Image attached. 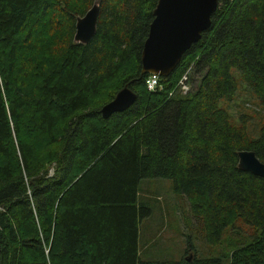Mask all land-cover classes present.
Returning <instances> with one entry per match:
<instances>
[{"label":"trees","instance_id":"16d2710c","mask_svg":"<svg viewBox=\"0 0 264 264\" xmlns=\"http://www.w3.org/2000/svg\"><path fill=\"white\" fill-rule=\"evenodd\" d=\"M95 1L0 0V264H264V179L236 167L239 151L264 165V120L254 138L227 109L237 78L264 111V0H217L153 92L139 55L156 0H97L95 33L75 44ZM187 69L198 83L181 95ZM124 86L134 102L103 119ZM144 179L171 182L208 246L252 235L221 256L139 261Z\"/></svg>","mask_w":264,"mask_h":264},{"label":"rangeland","instance_id":"374dc122","mask_svg":"<svg viewBox=\"0 0 264 264\" xmlns=\"http://www.w3.org/2000/svg\"><path fill=\"white\" fill-rule=\"evenodd\" d=\"M231 73L235 78L238 75L236 71ZM198 78V75L189 74L188 92L195 89ZM236 81L237 90L240 89L227 109L233 119L243 115L242 120L248 124V130L255 138L256 129L260 121L264 120V111L256 112L258 107L249 92L244 89V84L237 78ZM136 204L148 211V215L138 223L139 261H189L205 256H221L226 253L225 248L231 251L236 247L242 236L249 239L252 235L247 228L240 226L238 230L233 229L234 232H225L218 245L208 246L198 232L199 226L192 218L185 198L172 192V184L169 180H140L137 186Z\"/></svg>","mask_w":264,"mask_h":264},{"label":"water","instance_id":"95a60500","mask_svg":"<svg viewBox=\"0 0 264 264\" xmlns=\"http://www.w3.org/2000/svg\"><path fill=\"white\" fill-rule=\"evenodd\" d=\"M217 0H156L152 20L139 55L140 75L167 77L177 66L183 53L196 43L210 25ZM98 15V1L74 19L72 41L85 45L93 37ZM135 100L126 86L99 110L103 119L124 111ZM237 169L264 179V165L251 151H239Z\"/></svg>","mask_w":264,"mask_h":264},{"label":"built area","instance_id":"2783aa9c","mask_svg":"<svg viewBox=\"0 0 264 264\" xmlns=\"http://www.w3.org/2000/svg\"><path fill=\"white\" fill-rule=\"evenodd\" d=\"M188 73H189V69H187L182 76L180 77V79L177 81L174 90L177 91L178 93H180L181 95L185 94L188 90ZM158 77L156 76H148L145 79V89L147 92H153L157 89L158 87Z\"/></svg>","mask_w":264,"mask_h":264}]
</instances>
